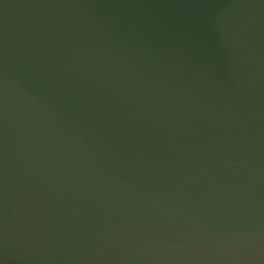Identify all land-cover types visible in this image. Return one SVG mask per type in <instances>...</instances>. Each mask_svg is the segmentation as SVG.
I'll return each instance as SVG.
<instances>
[{"label":"water","instance_id":"water-1","mask_svg":"<svg viewBox=\"0 0 264 264\" xmlns=\"http://www.w3.org/2000/svg\"><path fill=\"white\" fill-rule=\"evenodd\" d=\"M0 264H264V0H0Z\"/></svg>","mask_w":264,"mask_h":264}]
</instances>
